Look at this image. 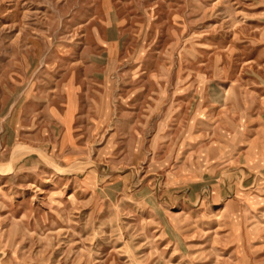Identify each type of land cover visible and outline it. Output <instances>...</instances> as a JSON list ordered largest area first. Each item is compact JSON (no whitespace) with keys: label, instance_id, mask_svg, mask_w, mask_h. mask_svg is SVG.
I'll list each match as a JSON object with an SVG mask.
<instances>
[{"label":"rangeland","instance_id":"374dc122","mask_svg":"<svg viewBox=\"0 0 264 264\" xmlns=\"http://www.w3.org/2000/svg\"><path fill=\"white\" fill-rule=\"evenodd\" d=\"M0 264H264V0H0Z\"/></svg>","mask_w":264,"mask_h":264}]
</instances>
